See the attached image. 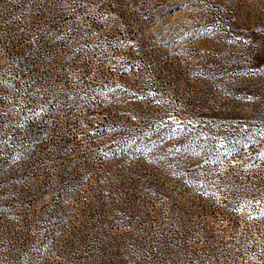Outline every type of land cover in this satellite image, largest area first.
<instances>
[{"label": "rangeland", "instance_id": "374dc122", "mask_svg": "<svg viewBox=\"0 0 264 264\" xmlns=\"http://www.w3.org/2000/svg\"><path fill=\"white\" fill-rule=\"evenodd\" d=\"M264 0H0V264H264Z\"/></svg>", "mask_w": 264, "mask_h": 264}, {"label": "snow or ice", "instance_id": "6c2138e0", "mask_svg": "<svg viewBox=\"0 0 264 264\" xmlns=\"http://www.w3.org/2000/svg\"><path fill=\"white\" fill-rule=\"evenodd\" d=\"M258 55H259L262 59H264V49H262V50L258 53Z\"/></svg>", "mask_w": 264, "mask_h": 264}]
</instances>
